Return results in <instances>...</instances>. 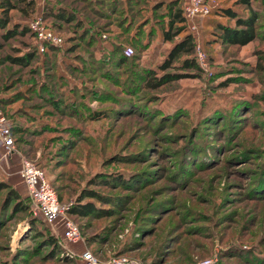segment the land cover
I'll return each mask as SVG.
<instances>
[{
  "label": "rangeland",
  "instance_id": "obj_1",
  "mask_svg": "<svg viewBox=\"0 0 264 264\" xmlns=\"http://www.w3.org/2000/svg\"><path fill=\"white\" fill-rule=\"evenodd\" d=\"M32 1L27 16L8 12L5 29L29 28L39 18L60 43L30 34L0 39V114L16 150L8 156L0 143V182L23 205L0 209V264H84V250L98 264L116 257L264 264V0L249 1L258 36L242 47L214 40V24L229 23L216 11L232 2L205 0L215 10L189 31L205 54L204 66L196 63L198 70L151 90L143 71H176L158 69L170 47L160 38L167 0ZM61 10L75 23L48 15ZM25 55L26 66L7 61ZM121 56L128 61L119 65ZM9 158L44 172L64 208L53 222L36 213L17 168L2 164ZM137 173L142 178L134 188L90 182L96 174L129 180ZM84 189L116 197L118 205L94 201L111 214L69 216L67 208ZM4 197L0 191V204ZM65 220L80 227L75 244L62 239ZM48 235L57 238L59 251L43 246ZM93 235L101 239L93 242Z\"/></svg>",
  "mask_w": 264,
  "mask_h": 264
},
{
  "label": "trees",
  "instance_id": "obj_2",
  "mask_svg": "<svg viewBox=\"0 0 264 264\" xmlns=\"http://www.w3.org/2000/svg\"><path fill=\"white\" fill-rule=\"evenodd\" d=\"M228 1H231L232 5L230 7H224L219 9L218 12L216 11V14L218 13L219 16L225 18L229 23L217 22L214 24V40L218 42L221 46L242 47L253 41L258 36V25L256 24V21L258 19L257 13L253 10V8H250V0ZM159 4L160 3L155 4L156 6L154 10H157L159 7H161ZM162 5H165V21L160 23V38L163 43L170 44V47L161 64L159 65L158 69L161 72H164L165 70L170 68L176 71H174L173 73H162L160 76H156V74L151 70L143 71L142 79H144L145 81V88L150 90L155 89L158 86L167 84L169 82L184 78L186 76V74L183 73L184 70H198L197 64L193 57V37L192 34L189 32L185 19L182 15L183 6L178 7L176 0H167L165 3H162ZM33 6L34 2L32 0H0V12L2 13V16L0 18V28L4 30L3 33L0 34V39L2 41H7L18 34H30L29 36L33 37V34L27 27L25 28L18 27L17 25H12L11 28L5 29V26L8 24L7 16L9 11L17 10L21 14L23 13L25 14V16H27L29 12H32ZM237 6L247 10L246 13H243L244 11L234 9ZM48 15L51 16L53 19L58 20L59 22L67 24H70L72 22L75 23L73 18L68 17L62 12V10L57 12L51 11V13H48ZM230 22H232V24H230ZM18 28H20L19 31L17 30ZM26 56L27 55L18 57H8L7 61L12 63L13 65L26 66L27 62H29ZM117 61L119 65H122L125 64L128 59L124 56H121L117 59ZM97 118L98 116L96 115L94 119L96 120ZM137 174H139V176L132 175L131 178L129 177V180H123V178H121L117 174V176H115L114 178L108 175L101 176V174H96L90 179V182L93 184H102L103 186L116 184L118 186H133L134 188L135 184H132V182H136V180L142 178L141 173ZM258 176V179L260 180L262 178V175L259 174ZM259 180H257V182ZM0 191L5 192L4 201H2V204H0V209L6 208L9 202H13L14 210H19L21 206H23L19 201L20 198L18 193L13 188L9 187L3 182H0ZM54 193L56 195L55 190ZM250 196L254 195L250 194ZM103 198L104 196L102 194H99L91 189H84L69 205V207L67 208V214L75 218H99L105 217L106 215L109 216L111 214V210H104L102 208H99L95 202H100L99 200H109L114 205H118V198H113L112 196H108V198L106 199ZM157 207H161V204H159ZM154 209L159 210L155 207ZM77 227L81 234L80 227L78 225ZM92 239L93 242H96L100 240L101 237L99 235H93ZM43 246H47L51 249V252L54 253L57 250L59 251L57 238L51 235L45 237V240L43 239Z\"/></svg>",
  "mask_w": 264,
  "mask_h": 264
},
{
  "label": "built area",
  "instance_id": "obj_3",
  "mask_svg": "<svg viewBox=\"0 0 264 264\" xmlns=\"http://www.w3.org/2000/svg\"><path fill=\"white\" fill-rule=\"evenodd\" d=\"M214 7L205 0H185L182 7V15L187 24L188 30L192 33L196 29L195 22L210 16ZM29 30L34 38L40 41H45L53 45H58L60 39L54 35L52 31L46 28L39 18H34L30 21ZM125 55L131 54V50L126 48ZM193 57L199 66H204L206 57L199 45H195L193 49ZM0 143L6 155H15L16 150L14 140L11 135L9 126L4 117L0 114ZM17 176L24 186L27 197L34 205L36 213L46 222H53L58 215L63 213L62 208L56 199L54 190L49 185L44 172L31 162L20 159V168L17 171ZM62 239L66 243L75 244L81 239V234L75 223L70 220L63 222ZM80 259L84 264H98L96 259L87 250L81 251ZM106 264H149L145 262L135 261L124 257H116Z\"/></svg>",
  "mask_w": 264,
  "mask_h": 264
},
{
  "label": "crops",
  "instance_id": "obj_4",
  "mask_svg": "<svg viewBox=\"0 0 264 264\" xmlns=\"http://www.w3.org/2000/svg\"><path fill=\"white\" fill-rule=\"evenodd\" d=\"M218 14V13H217ZM215 16V15H214ZM216 16H219V14L218 15H216ZM215 16V17H216ZM219 17H221V16H219ZM222 18V17H221ZM11 159L9 158V164H8V162H2V164L4 165V166H6L5 168L7 169V168H9V169H14V168H17V171L19 170V165H18V162H15L14 160H11ZM9 165V166H8ZM17 171H16V173H17Z\"/></svg>",
  "mask_w": 264,
  "mask_h": 264
}]
</instances>
